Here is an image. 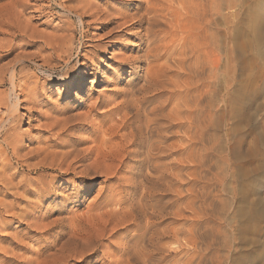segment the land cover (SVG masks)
Returning a JSON list of instances; mask_svg holds the SVG:
<instances>
[{"label":"rangeland","instance_id":"obj_1","mask_svg":"<svg viewBox=\"0 0 264 264\" xmlns=\"http://www.w3.org/2000/svg\"><path fill=\"white\" fill-rule=\"evenodd\" d=\"M259 1L235 0L238 3L236 7L238 12L234 14L236 19L233 14H230V10L223 12V14L229 12L226 13L229 16L225 14L224 17L223 15L222 19L225 22L222 20L221 24L222 50L220 55L223 72L224 115L221 112L223 118L220 117L219 123L222 129L221 132L219 130L218 147L220 149H216L219 153L215 151L218 154L213 152L214 154H210V158L208 156L207 163L212 161V164L208 163L209 166L207 164L205 167L206 172L202 173L204 176L208 173L204 180L209 184L206 183L208 191L212 190L211 193L208 192L210 194H208V203L212 208H207L206 212L210 219L216 218L215 221L220 222L221 230L224 227L223 231L226 237L222 231L223 238L229 237L226 239L229 241L233 239L231 244L234 248L237 247L234 254L238 255L245 253L239 252L240 247L235 240L237 236L253 237L257 234L260 244H264V219L261 221L262 218H256V220L260 219L259 223L256 221V224L253 225L255 222L252 219H248L251 222L246 219H242L244 220L242 221L241 215H239L241 209L249 214L260 207L264 208V73L262 72L264 71V51H262L264 49V7L262 8L264 0L260 1L261 5ZM62 2L65 5L70 4L68 6H72V8L75 5L76 9L73 8L74 11L71 12L63 11L52 0H0V95H5L9 89L7 73L9 68L15 65L18 71L21 70L17 79L18 97L21 100L18 105L17 119L10 128L1 133L0 146L5 147L2 138L7 137L9 140L16 135L21 145L19 154L26 155L20 160L10 158L9 161L4 159L0 162V264H110L120 253V250L114 248L115 244L125 242L128 230H131V227L122 229L123 226H118L114 230L115 227L109 221L105 220L107 223L104 221V225L97 221L101 219L98 218V213L103 210L109 212V210L117 209L118 204L128 206L129 203L135 201L133 191L128 188V179L140 180L141 177L138 175L134 177L135 169H132L134 159L131 157L126 158V155H123L122 164H119L117 160L116 162L115 160L111 161V164L115 165L109 167L111 171H114L110 174L104 173L105 168H103V171H93L85 176L84 173L79 174L82 166H78L79 163H76L73 165L74 170L53 175L51 182L48 183L49 192H42V194L36 191L37 183L33 181H36L37 178H44V174L52 175L51 170L42 174L36 173L34 169L27 170L25 166V163L33 165L37 162L46 150H48L46 152L56 151L57 153L65 151L67 147L52 146L54 140L60 143L69 140L73 144L74 139L84 138L86 133L91 134L97 130L99 133L98 127L101 126L103 117L98 115L106 113L114 100H118V93L126 90L128 85L133 82H137L141 73L137 71V75V72L132 71L133 68L129 67V62L140 53L142 48V45L136 40L137 38L134 37L137 32V27L132 26L134 20H130L129 17L116 19V16L121 12L129 15L136 12L141 5L139 0H63ZM177 4L175 2L173 6L176 10H180L176 8ZM255 5H258L256 7L259 9ZM259 11L261 14L258 13ZM80 14H82L81 22L77 16ZM176 15L179 16L178 13ZM226 17L227 19H225ZM112 20H114L113 23ZM174 22L177 34L175 38L179 40L181 31L186 30L184 17H176ZM7 41L8 43H6ZM63 41L66 43L69 41L68 48L63 46ZM178 43H183V41ZM5 46H10V48ZM260 51H262L261 56ZM213 57H215L213 54H208L210 60H213ZM247 62L250 65H247ZM173 100L168 102L171 103L169 106L167 103L166 111L170 106L176 104V100ZM108 103L109 105H107ZM4 115H6L5 108L2 107L0 120ZM80 118L84 120L81 121ZM70 120L76 122L72 121L73 124ZM109 136H104V139L106 137L109 140L112 139L108 141L109 143L107 142V145L109 144L107 149L113 150L115 147H110L114 145L116 138ZM212 137L210 146L215 140L214 136ZM89 140L86 139L76 147L84 149L95 145V142ZM36 148L43 150H41V156L33 155ZM215 154L216 156L211 157ZM3 157H0V160ZM71 157L65 162L68 163ZM91 159L92 156L80 163L85 164ZM216 159H220V162ZM16 161L24 164L21 166L22 168ZM63 167L66 168L65 165ZM245 169L246 172L243 173L242 171ZM210 171L214 176L209 174ZM143 172L148 173L145 170ZM189 172L191 175L188 174V178L190 177L192 180L198 178L197 173ZM55 173L53 172V174ZM10 175L14 177L8 183L6 179ZM242 175L249 179L247 177L244 179ZM146 176L148 175L146 174ZM207 176L213 178L210 179ZM45 177L47 180L50 179V176ZM182 177L183 180L181 176H178L174 185V188L182 190L181 192H183V188L178 185L185 182L184 176ZM214 177L217 179L215 180ZM219 178L223 186H220ZM28 179L31 180L30 183ZM25 181L28 184L26 189L31 187V193L25 188H20L23 187ZM142 182L145 187L149 186L145 180ZM217 183L220 184L217 185ZM64 196H68V199H63ZM219 196H221V200ZM246 205L248 207L250 205L249 209L253 210L250 211ZM169 207L167 210H176L178 205H172L170 209ZM221 211L223 215L220 213ZM146 212V216L150 220L155 219L148 210ZM85 214L86 218H84ZM94 214H97L95 218ZM189 214L193 219L191 215L194 216V214H191L190 211ZM212 214L215 216L212 217ZM196 216L198 215L196 214ZM165 217L167 218L168 214ZM87 218L93 221L96 219L97 223L93 226L94 229L96 228L95 231L87 228L85 222ZM222 222H225L226 225H223ZM231 225L234 227H229ZM248 225L253 226L251 228ZM239 226H242L241 233L236 229ZM259 227L261 231H258ZM83 228H86L84 232ZM108 228L110 232H108ZM74 231L75 233L82 231L84 235L89 232L91 237L87 235L88 238L85 243H82L84 245L81 244L82 247L77 244L79 245L78 250L84 251L81 255L77 253L78 255H71L67 259V252L75 245L71 241V234ZM232 235L236 237L234 236V238ZM209 236L207 235V237ZM174 246L180 249H177L178 253L175 254L177 262L171 261V264L186 262L185 250L180 251V246H176V244ZM83 247L86 248L83 250ZM226 249L224 248V250ZM251 250L252 248L247 247L246 255L242 256L241 254L242 258L237 261V264H250L252 261ZM175 255L172 252L171 257Z\"/></svg>","mask_w":264,"mask_h":264},{"label":"bare ground","instance_id":"obj_2","mask_svg":"<svg viewBox=\"0 0 264 264\" xmlns=\"http://www.w3.org/2000/svg\"><path fill=\"white\" fill-rule=\"evenodd\" d=\"M52 1L58 4V6H60L63 11L66 10L68 12H71L74 11L73 8L76 9L75 5L72 8V6L69 7L70 4H68L69 6L63 4V0ZM139 1L141 2V5L140 8L136 10V12L134 11V13H131L130 15L122 14V12L120 14L118 12L119 14L117 16L114 15L117 17L116 19L129 17L130 20H134L132 22V26L137 27V32L134 34V37L137 38L136 40L139 41V43L142 45V48L140 50V53L137 56L133 57V60L129 62V67L133 68L132 71L141 72L139 80L137 82L132 81L133 83L128 85L129 87H127L126 90H123L120 94L118 93V100H114L113 104L110 103L112 104V106L111 108L109 107L106 113L104 112L105 114L103 113L102 115H98L103 117V120L101 119L102 124L100 127H98L100 130L99 133L97 132L98 130L96 132L93 131L94 133L92 132L91 134L86 133L83 136L84 138L74 139L73 144L69 140L61 141V143L57 140H54L52 146L67 147L65 151H63L62 153H57L56 151L46 152L48 151L46 150L44 151V155L39 158V160L33 165L25 163L27 170L34 169L36 173L39 172L43 174L44 172L51 170L52 175L44 174V178H37L36 181H33L37 183L35 189L39 194L48 191V183L51 182V178H53L52 176L57 174L60 175L61 172L74 170L75 168L73 167V165L76 163H79L77 164L78 166H82V168H80L79 170L80 173H78H84L85 176L89 173H92L93 171H103V168H105L104 173H114V171H111L109 169L110 166L114 167L115 165L114 163H112V165L111 161L113 162L115 160L116 162L117 160L119 164H122L123 155H126V158L131 157L132 159H134L132 166V169H135L133 173L134 177L136 175L141 177L140 180H136V178H132V180L127 178L129 182L128 188L133 191L135 201L131 204L124 202L127 203L128 206H121L118 204L117 209L109 210V212H105L103 210L102 212L98 213V218L100 217L101 219L97 220L98 222L100 221L101 225L105 220L109 221V223H111L112 226L115 227V229L111 227V229L113 228L114 230H116V227L118 226H123L122 229L131 227V230H128V235L125 239L126 241L120 244H115L116 246H114V248L120 250V253L118 256H115V259L112 262L113 264H171V261L177 262V249H180L176 248L174 246L175 244L176 246L178 245L181 247L180 251L185 250L184 253L186 254L187 260H185L186 262L180 264H237V261H240L242 256L246 255L247 247L252 248V261L250 264H264V244H260V239L257 234L253 237H246L244 235H241L237 236L238 238L234 235L236 237L235 240H237L236 243L240 247V251L237 249V252L239 251L245 253H240L239 255L234 254V252L236 253L235 248L237 247L234 248L231 244L233 239L229 241L226 240L229 239V237L226 239L223 238L222 231L224 230V227L223 230H221L222 228H220L219 226L220 222H216V218H213L214 220L210 219L209 214H207L206 212L207 208L210 207L209 205H211L210 203H208V192L211 193L212 190L208 191V186L206 185L207 182L205 181V176L208 173L205 176L202 174L206 170V165L208 163L212 164V161L207 163L208 156L210 158V154H214L213 152H215L216 149L219 148V130L220 132L222 130L220 128L221 125L219 126V123L221 121L220 117L224 115V103L222 102L224 100L222 97L223 72L222 59L220 54L222 50L221 24L222 20H224L222 18L225 17V14L227 12L225 14H223V12L224 10H230V14H233L234 17L235 12H238L236 10L238 3L235 2V0H228L227 2L225 0ZM175 2L178 3V7L176 6V8H179L180 10H176L174 8L173 4ZM259 4L261 5V2ZM256 6L258 5H255V7ZM263 7L264 5H262V8ZM256 8L259 9L258 7ZM177 13L179 14V16H181V18L184 17L186 26V30L181 31L182 33L180 34L181 36L179 37V40L175 38L177 34L174 29V21L176 17H179L178 15H176ZM258 13L261 14V11H259ZM81 15L82 14L77 15L80 22ZM225 19H227V17ZM113 22L114 20H112V23ZM227 23L225 24L228 25ZM121 25L123 24L121 23ZM176 39L177 43L180 41H183V43L177 44ZM69 40L71 41V39ZM6 43H8V41ZM68 43L64 42L63 46L68 48L70 44ZM6 48H10V46ZM242 48L244 49V47ZM262 51H264V49H262ZM262 51L259 52L260 56ZM209 53L215 56L213 57V60H210L208 58ZM22 61L24 60L22 59ZM248 62L247 65L249 64ZM19 71L17 67H15V65H12L9 68L8 72L6 71L8 73L9 89L5 95H0V109L4 107L6 113V115H4V117H2L0 120V137L1 133L6 131L7 128H10L12 123L17 119L18 105L21 102L20 98L18 97L19 93L17 91V79L20 73ZM22 72H24V70H22ZM262 72L264 73V71ZM172 99L176 100V104L174 106H170L166 111L167 103L171 102ZM169 104L171 103H168V106ZM107 105H109V103ZM90 109L92 110V108ZM221 112L223 114L222 116ZM82 120L84 119L82 118L81 121ZM72 121L70 120V122ZM78 122H80V120ZM106 135H110L109 137L114 136L116 138L115 143L112 141L114 145H111L112 143L110 144V148H112V146L115 147L113 150L107 149L109 145H107V142L111 141L112 139L109 140L107 137L106 139H104V136ZM212 136H214L215 138V143L213 141L212 146H210L209 143L212 140ZM10 137H12V135ZM86 139H90L89 141L95 142V145H93L92 147H86L84 149L76 147L77 144L85 142ZM2 141L4 142L5 147L0 146V157L4 156L3 158H1L0 162L4 159H7L9 161L10 158H16V160H20L23 159L24 156H26L24 154H19L21 145L19 143V140L16 138V135H14L9 140L7 139V137H4L2 138ZM235 142L237 143V140H235ZM41 150V148H36L33 152V155H40V153H42L43 151ZM216 154L211 155V157L216 156ZM70 156H72L71 159L68 161V163H66L65 161ZM91 156L92 159L89 162H86L85 164L80 163L84 159H88ZM219 160L220 159H218L217 161ZM17 163L19 164V167L24 165L19 162ZM4 165L5 163L3 164V166ZM10 165L12 167V164ZM64 165L66 166V168L63 167ZM144 170L145 172L149 173H146L148 176H146V174L143 172ZM189 171L197 173L198 178H194V180L196 179L195 181L190 177V179L188 178V174L191 175ZM53 172L56 173L53 174ZM182 172L184 173V175H182ZM242 172H246V169ZM209 174H211V171ZM12 175H10L8 179H6L8 183H10V181L14 177H12ZM45 176H50V179L47 180ZM178 176H181V179L183 178L182 176H184L185 178V182L182 183L183 185L180 183L178 185V187L182 186L183 192H181L182 190L179 191L174 188ZM215 177L214 179L216 180L217 178ZM242 177L244 178V175H242ZM23 180L25 179L23 178ZM143 180L148 182L149 186L145 187L142 182ZM30 181L31 180H29V183ZM219 184L217 183V185ZM27 185L28 184L25 181V184L23 183L22 185L23 187H20V185L19 187L21 189H26ZM217 185H215V187H217ZM221 185L223 186L222 183L220 184V186ZM30 188H27L26 190L31 193L32 190ZM213 189L216 190V188ZM214 195L217 196V194ZM220 197L221 196H219V199L221 200ZM63 199H68V196H64ZM178 201H180V203H178ZM221 202L223 203V201ZM172 205H178V207H176V210L170 209ZM167 207H169L170 210H167ZM249 207L247 206L248 209ZM211 208L212 206L210 207V209ZM217 209H219L218 206ZM251 209L249 210L251 211ZM147 210L155 217L154 220H150L149 217L146 216ZM189 211L191 212V214H194V216H196V214L198 216H196L194 219V216L191 215V217L193 218L191 219L189 216ZM220 213H222V211ZM87 214L89 213L87 212ZM167 214L168 219L165 217V215ZM94 215L95 216H92L95 218L97 214ZM218 215L220 216V214ZM239 215H241V220L252 219V221L255 222L253 225H255L256 221L257 223H259L258 220H260H256V218H262L261 221H263L264 208L260 207L254 210L252 213L249 212V214L245 211H242L241 209ZM214 216L212 214V217ZM84 218H86V214ZM219 219L217 220L219 221ZM95 220L93 221L89 218L86 219L85 222L88 229H93L95 231L96 228H93V226H95V224L97 223ZM211 221L213 224L211 223ZM225 222H222V224L224 225ZM232 226L233 225L229 227ZM241 228L242 226L236 228L239 233H241L242 231ZM85 229L83 228V232ZM259 229L260 227L258 228V231H261ZM108 232H110L109 228ZM88 233L89 232H86V234L84 235L82 231L76 233L74 231L73 234H71L72 244L75 243V245L72 246L71 250L69 249L68 251L67 249L68 252H66L68 253V255L66 256V258L70 257L71 255L74 256V254L76 255L77 253L81 255V253L84 252H82V250H78L79 245L77 244H80V246L82 247V245H84L82 243H85L88 238ZM207 235L210 236L207 237ZM254 247H256V251L254 250ZM85 248L83 247V250ZM224 248L226 250H224ZM223 250L224 252H222ZM172 252L174 253V255L176 254L174 257H171ZM241 254L242 256H240ZM62 257L64 258L65 255ZM65 261L67 262L66 259Z\"/></svg>","mask_w":264,"mask_h":264}]
</instances>
